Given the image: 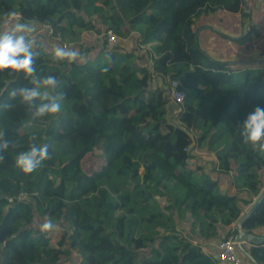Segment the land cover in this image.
<instances>
[{"label": "trees", "instance_id": "trees-1", "mask_svg": "<svg viewBox=\"0 0 264 264\" xmlns=\"http://www.w3.org/2000/svg\"><path fill=\"white\" fill-rule=\"evenodd\" d=\"M249 6L0 0V17L16 11L35 23L36 76H56L62 96L58 114L33 119L39 101L9 96L29 80L0 72V131L9 141L0 152V264H223L217 243L236 235L264 193V158L240 136L247 114L264 107V65L230 63L264 59V16ZM106 30L119 37L112 49ZM57 37L81 57L54 62ZM172 80L182 104L169 98ZM32 143H47L49 158L23 173L15 159ZM86 156L100 166L82 170ZM49 218L54 227L42 231ZM242 229L264 235V198ZM248 245L264 264V242Z\"/></svg>", "mask_w": 264, "mask_h": 264}, {"label": "clouds", "instance_id": "clouds-1", "mask_svg": "<svg viewBox=\"0 0 264 264\" xmlns=\"http://www.w3.org/2000/svg\"><path fill=\"white\" fill-rule=\"evenodd\" d=\"M50 27V26H49ZM37 28L33 22H23L20 13L11 11L0 17V72L22 75L29 80L31 86L20 87L9 93L11 98H18L22 104L33 105V119L56 115L62 108V96L54 94L61 81L54 75L42 78L36 76V61L39 53L36 36ZM51 59L54 62H75L81 57L75 48L56 46L52 49ZM240 136L245 145H251L264 158V107L256 106L240 124ZM0 131V152L9 147V141ZM35 139V138H33ZM49 158V145L32 143L27 151L21 152L15 159V165L23 173H32L40 168ZM3 157L0 156V160ZM54 227L52 220L47 219L42 225V231Z\"/></svg>", "mask_w": 264, "mask_h": 264}, {"label": "built area", "instance_id": "built-area-1", "mask_svg": "<svg viewBox=\"0 0 264 264\" xmlns=\"http://www.w3.org/2000/svg\"><path fill=\"white\" fill-rule=\"evenodd\" d=\"M43 30L48 34H52V29L49 26H44ZM103 41L105 46L108 49L116 47L119 43V37L112 31L106 30L103 35ZM56 41L60 46H67L59 37L56 38ZM264 80V75H263ZM178 82L175 80L170 81L167 92L170 100L176 104H182L184 99V93L177 89ZM27 198L25 193H22L17 196V200H25ZM9 202H12V198L8 199ZM216 248L218 250L217 259L220 263L223 264H245L244 261L240 258L237 248L235 245V235L231 234L226 239L220 240Z\"/></svg>", "mask_w": 264, "mask_h": 264}, {"label": "water", "instance_id": "water-1", "mask_svg": "<svg viewBox=\"0 0 264 264\" xmlns=\"http://www.w3.org/2000/svg\"><path fill=\"white\" fill-rule=\"evenodd\" d=\"M250 10L249 6V0H243V11L248 12ZM209 26L201 27L197 30L196 36L199 35L200 31ZM236 65H264V59H254V60H243L239 62H230ZM264 198V193L262 196L253 204V206L243 214V216L240 218V220L235 225L236 229V235H235V245L237 250L246 257L251 264H259L253 256L244 248L245 243H263L264 242V235L263 236H256L253 233L246 232L242 229V225L245 222V220L251 215V213L254 211L256 206L260 203V201Z\"/></svg>", "mask_w": 264, "mask_h": 264}, {"label": "rangeland", "instance_id": "rangeland-1", "mask_svg": "<svg viewBox=\"0 0 264 264\" xmlns=\"http://www.w3.org/2000/svg\"><path fill=\"white\" fill-rule=\"evenodd\" d=\"M79 32H80V34H81V38H79V42H81L82 39L84 38V34H85V32H84L83 30H80ZM259 43H261V42H259ZM66 44H68V42H66ZM73 44H76V43L71 42L70 47H74ZM53 46H54V45H53ZM75 46H76V45H75ZM205 153H206L205 150L197 149V156L203 158V156H206ZM197 161H198V160L195 159V160L193 161V164H194V165H195V164H198ZM77 164H78L79 166H81L82 170H84L85 172H91V171L96 170V169L100 166L101 162L98 161V160H95V159L91 158L90 156H86V157H85L84 159H82L80 162H77Z\"/></svg>", "mask_w": 264, "mask_h": 264}, {"label": "crops", "instance_id": "crops-1", "mask_svg": "<svg viewBox=\"0 0 264 264\" xmlns=\"http://www.w3.org/2000/svg\"><path fill=\"white\" fill-rule=\"evenodd\" d=\"M249 4H251V9L253 8L254 10L260 11V13H262V15L264 16V0H249ZM224 15H226V14H224ZM220 17L221 16L219 15V16H217V18L215 20L212 21L215 24V26H220L219 25L220 22L218 21V19ZM219 30H222V29L219 27ZM262 231H263V229H262ZM243 246L248 251V248H249L248 243H245Z\"/></svg>", "mask_w": 264, "mask_h": 264}]
</instances>
